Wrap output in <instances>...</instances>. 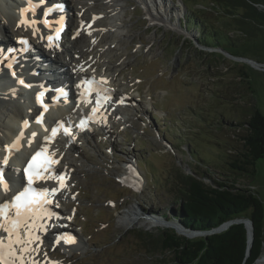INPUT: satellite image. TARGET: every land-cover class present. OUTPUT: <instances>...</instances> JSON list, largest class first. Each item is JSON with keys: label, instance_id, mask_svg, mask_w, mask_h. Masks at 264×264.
Listing matches in <instances>:
<instances>
[{"label": "rangeland", "instance_id": "1", "mask_svg": "<svg viewBox=\"0 0 264 264\" xmlns=\"http://www.w3.org/2000/svg\"><path fill=\"white\" fill-rule=\"evenodd\" d=\"M207 2L167 0L169 11L160 23L148 16L152 4L158 6L159 1H123L121 27L132 37L115 47L113 61L117 62L113 64L123 58L125 63L114 67L111 77L116 81L114 88L132 96L133 102L112 103L108 131L93 126L80 141H73L75 149L63 143L68 163L61 161L70 166L72 176L67 192L54 203L66 219L75 214L68 228L77 232L82 243L66 251L53 249L49 239H39L38 258L50 256L56 264L171 261L170 253L143 247L137 231L156 234L174 230L172 222L183 225L175 175L179 170L190 171L205 182L226 177L222 173L232 148L240 144L236 133L243 131L228 121H245L253 103L264 114V69L236 60L243 56L264 63V35L233 51L237 56L221 52L224 59L218 56L214 63L202 55L207 50L196 46L197 31L186 28L184 21L185 3L200 6ZM234 63L248 67L251 89L237 77ZM220 118L228 123L223 128L218 125ZM128 164H137L135 184L120 179ZM238 178L240 183H249L247 177ZM250 182L264 203V154L256 161ZM129 208L137 219L125 224L122 215Z\"/></svg>", "mask_w": 264, "mask_h": 264}, {"label": "trees", "instance_id": "2", "mask_svg": "<svg viewBox=\"0 0 264 264\" xmlns=\"http://www.w3.org/2000/svg\"><path fill=\"white\" fill-rule=\"evenodd\" d=\"M185 6V27L197 31V41L202 46L236 55L233 51L248 40L264 35V10L257 8L264 7V0H208L205 5L200 4L201 7L198 3H185ZM202 55L209 56L214 63L218 56L224 59L217 50L206 51ZM233 68H236L239 80L251 89L246 64L234 63ZM226 123L220 118L217 124L223 128ZM228 123L237 128L243 127V131L236 133L240 144L232 148L227 169L222 173L226 177H212L205 182L190 171L185 173L179 170L175 175L176 199L180 204L179 216L184 226L179 225L183 229L207 231L230 219L246 216L253 225L249 254L246 255L248 237L243 223L232 224L218 233L193 238L180 236L174 230L156 234L137 231L143 247L146 246L151 252L171 254V261L167 264H253L261 254L264 203L250 181L255 174L256 161L264 154V114L253 103L245 121ZM240 176L249 178V183H240Z\"/></svg>", "mask_w": 264, "mask_h": 264}, {"label": "bare ground", "instance_id": "3", "mask_svg": "<svg viewBox=\"0 0 264 264\" xmlns=\"http://www.w3.org/2000/svg\"><path fill=\"white\" fill-rule=\"evenodd\" d=\"M123 1L124 0H64L67 8L65 13H62V11H59L58 9H54L52 11L54 15H52L50 19H47L49 26H45L43 22L44 20L40 17L41 11L45 6H47L46 3L52 4L56 2V0H0V45H13L14 47L8 53L5 52L6 49H0V66H6L8 67V72H13L17 75H20V72L15 68L14 63L15 57L22 52L21 49H23V46H18L16 43H12L8 39L13 36H17V38L27 37L30 40V46L34 47L36 54H38V58L40 59L38 60V62L41 63L40 66L43 67V64H45V69L42 70L47 69L46 73H48L51 72L49 68L52 67L53 69L55 68L57 70L65 69L64 72H60L61 74L57 75V78L53 77L52 79L61 82L63 80H61L60 77H64L65 82H67L64 83L65 87L69 90V92H71V87L73 86V91H75L74 96L76 98H74V100H70L68 105H61L60 103L56 106L57 112L52 116L57 115V118L52 120L53 122L50 124L47 133L39 137V143L48 146L50 148L51 154H55L53 158H55L59 163L58 165L56 163L53 169L57 176H65L64 185L66 184V181L68 179V169L65 166L60 165V163L62 162V159H65L66 163H68V155L65 158V148L63 147V144L60 143H69L75 149V146L72 141L73 139L63 137L62 132L59 131L55 138L51 140V142H46L44 138L46 136L51 135V129L53 127H56L58 122L62 121L65 126H73L74 122L69 118L68 114H72L75 116H89L90 113L93 112V104L78 101V98L81 97L83 94V91L81 89L82 83L79 84L81 82V79L83 77L94 74L100 79L99 87L109 85L112 88L116 99L122 101L132 100V98L127 95H125L124 97L120 90L114 89L113 86L116 81L112 80L113 77L111 78V73H113L111 72L112 69L114 67L115 69H118L117 67H120L125 63V58H123L122 60H120L121 62L118 65L113 64L116 61H113V52L115 50V47L118 46L120 40H124V42L126 43L128 41L127 39L132 37V35L129 34L128 29H123L121 27L124 24L122 19L124 17L122 15ZM138 1L141 4H144V1L146 0ZM154 1L155 0H153V2ZM157 1H159L160 4L158 3V6L156 4H152L148 16L150 17V20H156L160 23L165 22L164 16L169 11L168 5L166 3L167 0ZM23 8H31V11L26 13L27 20L35 21V23L31 26H25L20 24V10ZM61 23L65 25V31L62 39L60 41H54L53 45L49 46V42L45 38V36L51 31L60 28ZM33 28L37 29L35 35L33 34ZM8 35L10 37H8ZM9 64H11V67L8 66ZM38 69L40 70V67ZM1 71L3 72V70ZM41 76H39L40 79ZM48 76L51 75L48 74ZM102 81H107V83H104ZM48 84H52V82L45 81V83H43L44 86L49 87ZM11 86V93L12 91H20V88L15 86L13 81L11 82ZM53 88H55L54 91H47L57 93L58 90H56V86H53ZM6 90L7 88L5 86L3 88H0L1 160L3 159V156L6 152L4 144L9 143L11 145L14 141L17 140V137L21 136V133L23 135L19 140L18 147H22V149L27 154L34 149L33 147H29V144L25 139L29 127L23 125V122L25 121L26 114L29 113V111L32 114L42 112L41 109L36 108L34 106L32 96L30 97L29 102H22L18 98L10 96L6 92ZM53 98L54 96H50V99ZM61 99L63 98L61 97ZM110 111L111 110L108 111L107 107V112ZM102 112L103 110H100L99 114L101 115ZM94 117L96 118L98 116ZM48 118L49 112H46V114L44 115V119L47 120ZM98 124H103V129H105L106 131L109 130L108 127H106V125L104 124L103 119H100V121L96 123V125ZM60 131H62V129ZM73 134L74 136H78L80 134H84V132H82V129L76 127ZM68 165H70V163ZM13 171L14 170L11 167H7V173L9 176L14 175ZM14 178L15 177H12V179ZM120 179L121 181L128 182L129 184H135L136 180H138L136 176L133 175V177H131L130 174H128L127 172L124 173L120 177ZM41 182L43 184V188H59V183L54 179H48L46 181ZM17 186L19 185L17 184ZM17 191H19V188H17L16 190H12V192L9 193V195L5 197V199H10L11 195ZM65 192L66 189L65 187H63L57 193L63 194ZM50 208L51 211L58 214L57 216H60L63 213L62 210L58 208L56 204H54V206H50ZM132 214H134V212L130 208L123 213L122 218L125 220V224H131L135 222V219L137 218L132 216ZM151 221L155 222L154 218H152ZM45 224V222H37L36 228L33 229L35 236H40V230L44 228ZM172 226L177 228L178 234L191 235L187 230L181 228L179 224L172 222L171 227ZM60 233L61 232L58 231L56 227H52V231H48L47 233L42 234V237L48 238L49 234H52L55 237ZM38 243L39 242L34 239L31 247L35 250L30 253V257H25L26 260H29V264H44V261H42V259L34 258L35 251L38 248ZM63 243L64 242L59 243L58 246H63ZM80 243H82V240L80 239V237L77 236L76 242L72 243L71 245L75 244V246H77ZM64 248L66 251L71 249L69 246H64ZM38 251L40 252V250ZM253 264H264L263 250L261 255L256 259Z\"/></svg>", "mask_w": 264, "mask_h": 264}, {"label": "snow or ice", "instance_id": "4", "mask_svg": "<svg viewBox=\"0 0 264 264\" xmlns=\"http://www.w3.org/2000/svg\"><path fill=\"white\" fill-rule=\"evenodd\" d=\"M29 11H31V8H23L20 10L21 25L31 26L35 23V21L26 19V13ZM48 14V12H45V17ZM43 22L45 26H49L47 19H44ZM36 31L37 29L33 28L34 35ZM59 31L58 29L55 36L49 35L47 37L49 46H52L54 41L59 39ZM19 43L25 46L28 45V41L24 39H21ZM8 66L11 67V64ZM102 82L107 83V81ZM19 83L24 84V81L21 80ZM88 83L91 84L92 82L89 81ZM25 86L29 87V85ZM88 91L90 93L92 89L89 88ZM43 95L44 93L38 94L37 101L47 111L48 106L43 104L41 99ZM108 98L106 96L101 97L99 92H97V105H100L102 100H107ZM95 112L96 109H93V113ZM43 115L44 113L42 112L40 117L37 118V123H42ZM25 126H27V121H25ZM79 126L84 127L85 121H81V125ZM61 129L65 135L71 134L70 127L65 126L61 121L57 123L56 127L51 129V135L46 136L44 138L45 141L51 142ZM22 135L21 133V136L17 137L16 141L6 146V152L11 154L17 150ZM47 153L48 149L45 147L31 157L23 170L24 179L22 180V189L12 194L10 199H5L12 192L10 188L11 182L6 176V166L9 160L8 155L3 158L2 165H0V233H3V235H0V264H29V260H26L25 257H30V253L35 250L31 245L34 239H39L38 236L34 235L33 229L36 228L38 221L46 223L54 215L49 206L53 203L52 197L65 186V176L56 175L53 165L58 163V161L53 158L54 153L51 155ZM48 179L56 180L59 183V188L38 189L35 187L37 182ZM61 240L65 244L76 242L75 237L68 233L57 237V243H60Z\"/></svg>", "mask_w": 264, "mask_h": 264}, {"label": "water", "instance_id": "5", "mask_svg": "<svg viewBox=\"0 0 264 264\" xmlns=\"http://www.w3.org/2000/svg\"><path fill=\"white\" fill-rule=\"evenodd\" d=\"M196 46L202 50H207V51H220L222 52L220 49H217V48H207L205 46H202L198 43H196ZM236 60L237 61H241L243 63H246V64H249L251 67L255 68V69H264V63H260V62H257L253 59H249L247 57H243V56H239V57H236ZM236 223H243L245 228L247 229V251H246V255L249 254V248L251 247L252 245V240H253V225H252V221L248 218V217H237V218H234V219H230L224 223H222L221 225H219L218 227L216 228H213L211 230H207V231H195V230H192L190 228H186V230L189 232V234L191 235H188V234H185L183 235L184 237L186 238H192L193 236H205V235H210V234H213V233H218V232H221L225 229H227L230 225L232 224H236ZM172 229H174L175 233H177V228L172 226L171 227ZM263 243H264V239H263ZM263 250V244H262V247H261V252ZM256 261V260H255Z\"/></svg>", "mask_w": 264, "mask_h": 264}]
</instances>
